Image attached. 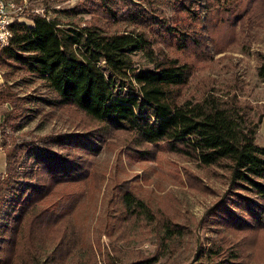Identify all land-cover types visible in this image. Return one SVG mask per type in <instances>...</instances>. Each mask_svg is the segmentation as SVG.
<instances>
[{
    "label": "trees",
    "instance_id": "1",
    "mask_svg": "<svg viewBox=\"0 0 264 264\" xmlns=\"http://www.w3.org/2000/svg\"><path fill=\"white\" fill-rule=\"evenodd\" d=\"M114 1L88 0L89 6L80 3L68 13L86 11L110 22L116 17ZM187 1L176 6L185 12L183 18L196 13ZM215 2L220 0H208V10ZM225 2L206 12L211 35L220 31L219 22L229 26L245 16L258 18L264 6V0ZM31 12L33 16L25 9L27 19L11 25L9 43L0 49V106H7L0 122V148L6 161L0 178V264H156L159 250L149 255L135 249L126 252L114 239L102 246L100 237L115 233L109 220L116 218L111 212L118 208L117 219L124 223H157L159 244L164 247L187 234V226L158 214L122 180L102 197L106 201L93 225L92 243H87L85 227L69 217L84 195L76 176L85 166L83 150L96 152L97 144L120 134L129 136L123 148L131 159H150L161 148L199 167L224 171L227 188L200 221L218 237L201 247L189 264H264V146L256 141L264 106L240 101L229 90L182 98L179 89L191 75L188 63L157 52L144 31H109L95 21L62 24L43 11ZM145 19L138 24L160 25L181 50L202 45L203 38L185 23ZM195 20L202 21L199 16ZM139 52L150 66L135 60ZM17 77L40 80L38 96L18 94ZM36 101L51 111L75 108L93 125L83 128L82 138L61 132L24 141L13 137L8 144L5 127L21 129ZM182 170L189 186L195 187L198 177L187 167ZM125 231L119 235L128 243ZM76 250H85V258L73 262Z\"/></svg>",
    "mask_w": 264,
    "mask_h": 264
},
{
    "label": "rangeland",
    "instance_id": "2",
    "mask_svg": "<svg viewBox=\"0 0 264 264\" xmlns=\"http://www.w3.org/2000/svg\"><path fill=\"white\" fill-rule=\"evenodd\" d=\"M23 1L18 0V3ZM87 1L26 0V9L30 10L28 13L31 14L30 16H33L31 10L38 9L62 24L85 25L95 21L101 26L105 25L109 31L129 29L144 31L153 39L157 52L160 51L168 57L178 58L181 62L188 63L191 75L187 79V84L179 89L182 98H199L208 90L222 94L229 90L232 94L236 93L240 101H248L253 106H264V75L261 74L262 64H264V6L260 8V11L258 10V18H255L256 15L251 19L245 16L243 20H235L229 26L219 22L220 31L211 35L207 28L206 12L217 5L225 6L226 0L213 3L209 6V10L208 0H198V2L189 0L187 7L192 11L196 10V13L191 12L187 18H183L185 12L176 8L177 4L183 3L182 0H115L113 3L116 7V17L110 22L102 15L86 11L68 13V10L80 3L89 6L90 3L86 4ZM143 16L149 20L164 19L165 23L171 25L181 26L185 23L189 31L198 34L200 39L203 38L202 45L199 49L189 46L181 50L175 38L166 33L160 25L156 23L139 25L138 22L144 20ZM197 16L202 21L197 22L195 20ZM151 26H154V30ZM134 58L141 66H150L140 52ZM0 73L2 75V72ZM16 80L14 88L20 95L28 93L37 97L38 92L42 90L41 81L36 78L23 81L17 77ZM45 112L53 113L48 116ZM21 124L22 127L19 130L5 127V140L8 144L13 137H16L18 141H24L34 136H48L61 132L82 138L85 130L83 128L92 126L93 122L75 108L66 107L64 110L51 111L46 105L36 101L32 111H29V115L22 119ZM117 137H107L106 143L97 144L96 152L87 153L83 150L84 158H86L85 166L82 171L76 173V176L82 184L84 195L73 206L69 217L73 222L85 227L89 233L87 243H92L91 231L106 201L102 197L106 191L111 190L112 185L122 180L129 183L136 192V196L158 214L167 215L174 221L187 226V234L181 239L176 238V241H171L170 245L164 247L159 244L160 232L156 228L157 223L144 226L132 225V222L124 223L117 219L118 208L111 212L116 218L112 217L109 220V227L115 233L111 238L102 235L100 237L102 246L106 248L109 240L114 239L126 252L128 249H135L149 255L159 250L161 257L156 264H170L173 261L175 264H189L201 247L205 248L212 239L218 237V233L203 227L200 221L206 210L227 188L225 177L222 175L224 171L218 167H199L161 148L155 151L150 159H131L123 148L129 142V136L120 134ZM256 141L260 146H264V118ZM25 167L26 164L23 162L22 168ZM183 167H187L194 174L192 176L198 177L195 180L197 183L195 187L189 186L183 175ZM23 169H19V176H23ZM123 229L130 235L128 243L124 239L121 240L122 237L119 235ZM84 252L85 250H76L72 261L78 262L84 259ZM127 255L125 260L129 258ZM99 262L102 264L101 261Z\"/></svg>",
    "mask_w": 264,
    "mask_h": 264
},
{
    "label": "built area",
    "instance_id": "3",
    "mask_svg": "<svg viewBox=\"0 0 264 264\" xmlns=\"http://www.w3.org/2000/svg\"><path fill=\"white\" fill-rule=\"evenodd\" d=\"M26 8V0H24L23 3H18V0H0V49L9 43L12 35L11 25L16 20L27 19L23 16ZM33 11L42 12L38 9Z\"/></svg>",
    "mask_w": 264,
    "mask_h": 264
},
{
    "label": "crops",
    "instance_id": "4",
    "mask_svg": "<svg viewBox=\"0 0 264 264\" xmlns=\"http://www.w3.org/2000/svg\"><path fill=\"white\" fill-rule=\"evenodd\" d=\"M2 80H3V78H2V75L0 73V84L2 83ZM6 108H7L6 105L0 106V122L3 119V111L6 110ZM5 166H6L5 155H4L3 150H0V178H1V176L5 170Z\"/></svg>",
    "mask_w": 264,
    "mask_h": 264
}]
</instances>
